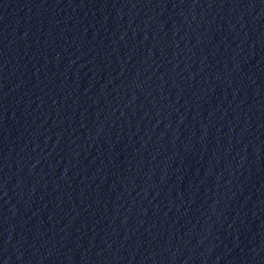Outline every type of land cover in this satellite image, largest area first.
<instances>
[{"label":"water","instance_id":"water-1","mask_svg":"<svg viewBox=\"0 0 264 264\" xmlns=\"http://www.w3.org/2000/svg\"><path fill=\"white\" fill-rule=\"evenodd\" d=\"M0 264H264V0H0Z\"/></svg>","mask_w":264,"mask_h":264}]
</instances>
